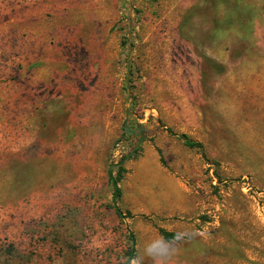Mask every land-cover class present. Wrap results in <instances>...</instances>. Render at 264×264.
I'll list each match as a JSON object with an SVG mask.
<instances>
[{
    "label": "rangeland",
    "instance_id": "rangeland-1",
    "mask_svg": "<svg viewBox=\"0 0 264 264\" xmlns=\"http://www.w3.org/2000/svg\"><path fill=\"white\" fill-rule=\"evenodd\" d=\"M154 241L264 264V0H0V264H163Z\"/></svg>",
    "mask_w": 264,
    "mask_h": 264
},
{
    "label": "trees",
    "instance_id": "trees-1",
    "mask_svg": "<svg viewBox=\"0 0 264 264\" xmlns=\"http://www.w3.org/2000/svg\"><path fill=\"white\" fill-rule=\"evenodd\" d=\"M140 126H141V124H140ZM135 130L137 131V133L144 135L143 130H141V128L137 127ZM167 130L170 134L176 135L179 139H181L185 143V145L189 146L190 148H196L199 150H204V143L202 141L193 139L192 137H190L186 133H180V134L176 133L169 127L167 128ZM140 148H141V146L137 145L132 151H130L128 154L124 155L118 161V163L116 164V166L118 167V176H115V174H114L115 170L113 169V167L109 169V179H110V182H111L112 187H113V196H114V201H115L114 207H115L117 215L120 218H123L125 215H124L122 209L119 207V205L117 204L116 201L118 199H120L122 196V188H121L119 182H120L121 178L123 177L124 172L126 171L124 164L127 160L136 157V155L139 153ZM128 215L131 216V212H128ZM161 232L165 236V238L168 240L172 239L175 236L174 232H169L164 228H161ZM131 241H132L133 246L130 248V251H129V260H131L135 257V251H136V248H135L136 240H135V236L133 234L131 235Z\"/></svg>",
    "mask_w": 264,
    "mask_h": 264
},
{
    "label": "clouds",
    "instance_id": "clouds-1",
    "mask_svg": "<svg viewBox=\"0 0 264 264\" xmlns=\"http://www.w3.org/2000/svg\"><path fill=\"white\" fill-rule=\"evenodd\" d=\"M178 252V248L174 249L171 253L167 249L161 247L159 241H154L145 247V255L152 257L154 260L163 258V264H168L170 259Z\"/></svg>",
    "mask_w": 264,
    "mask_h": 264
}]
</instances>
